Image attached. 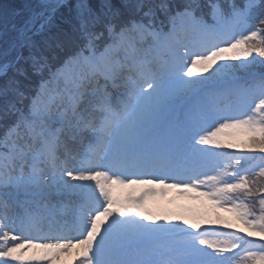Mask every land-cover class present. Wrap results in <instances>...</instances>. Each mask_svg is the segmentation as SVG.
<instances>
[{"label": "snow or ice", "instance_id": "snow-or-ice-1", "mask_svg": "<svg viewBox=\"0 0 264 264\" xmlns=\"http://www.w3.org/2000/svg\"><path fill=\"white\" fill-rule=\"evenodd\" d=\"M0 264H264V0L0 3Z\"/></svg>", "mask_w": 264, "mask_h": 264}, {"label": "rangeland", "instance_id": "rangeland-1", "mask_svg": "<svg viewBox=\"0 0 264 264\" xmlns=\"http://www.w3.org/2000/svg\"><path fill=\"white\" fill-rule=\"evenodd\" d=\"M193 203L194 202L188 201L186 198L176 197L175 193H169V195L163 200L164 206L174 211H178L182 207L192 205Z\"/></svg>", "mask_w": 264, "mask_h": 264}, {"label": "trees", "instance_id": "trees-1", "mask_svg": "<svg viewBox=\"0 0 264 264\" xmlns=\"http://www.w3.org/2000/svg\"><path fill=\"white\" fill-rule=\"evenodd\" d=\"M14 0H0V3H12Z\"/></svg>", "mask_w": 264, "mask_h": 264}]
</instances>
